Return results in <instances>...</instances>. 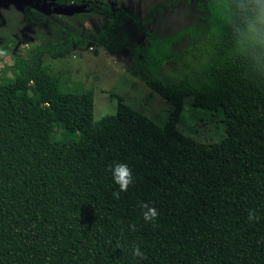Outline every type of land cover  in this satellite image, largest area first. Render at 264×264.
<instances>
[{
  "label": "trees",
  "instance_id": "obj_1",
  "mask_svg": "<svg viewBox=\"0 0 264 264\" xmlns=\"http://www.w3.org/2000/svg\"><path fill=\"white\" fill-rule=\"evenodd\" d=\"M230 2L195 1L193 24L170 36L147 28L146 13L141 44L127 42L128 12L97 3L107 20L91 37L45 38L13 55L17 73L0 79V264H264V51L235 46ZM100 43L127 47L125 70L170 104L162 125L117 94L115 112L93 120L92 90L61 91L42 67L44 56ZM185 97L221 110L220 141L177 129ZM115 162L135 179L119 199ZM141 201L157 208L155 226ZM251 209L259 220L249 223Z\"/></svg>",
  "mask_w": 264,
  "mask_h": 264
},
{
  "label": "rangeland",
  "instance_id": "obj_2",
  "mask_svg": "<svg viewBox=\"0 0 264 264\" xmlns=\"http://www.w3.org/2000/svg\"><path fill=\"white\" fill-rule=\"evenodd\" d=\"M62 2L63 0H59ZM195 1L198 0H0V43L8 38L9 48L0 47V79L14 76L11 64L13 55L25 57L31 48L47 38L55 41L63 34L91 37L102 28L107 18L96 9L97 3L111 8H121L136 20L126 22L124 32L127 42L141 44L144 33L139 22L149 13L146 27L158 35L170 36L187 25L195 17ZM92 2L91 5H87ZM160 6L156 7V4ZM44 35V36H43ZM129 61L127 47L112 53L103 43L95 48L74 47L64 58L43 57L42 67L57 78L60 90L79 93L82 89L93 92V120L115 112V99L119 95L129 107L158 125L166 119L170 104L150 91L143 82L125 70ZM50 121L54 119L48 113ZM177 129L190 139L201 142H218L225 135V123L221 110L194 107L185 97L176 124ZM57 139L65 140L66 132L53 127Z\"/></svg>",
  "mask_w": 264,
  "mask_h": 264
},
{
  "label": "clouds",
  "instance_id": "obj_3",
  "mask_svg": "<svg viewBox=\"0 0 264 264\" xmlns=\"http://www.w3.org/2000/svg\"><path fill=\"white\" fill-rule=\"evenodd\" d=\"M230 7L232 39L235 46L264 51V0H231ZM110 171L114 183L119 187V191L113 192V196L119 199L120 193L127 192L135 182L133 170L125 162H115L110 166ZM138 207L142 211L144 221L155 226L159 216L157 208L143 201L138 203ZM247 220L249 223L259 220L254 209L249 210ZM132 230H135V225H132ZM132 255L141 260L146 259L139 245L132 246Z\"/></svg>",
  "mask_w": 264,
  "mask_h": 264
}]
</instances>
